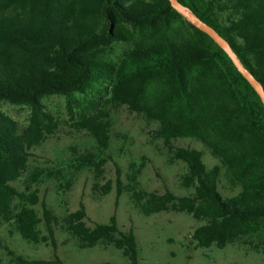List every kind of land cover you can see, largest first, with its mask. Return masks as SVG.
Segmentation results:
<instances>
[{
    "label": "trees",
    "instance_id": "trees-1",
    "mask_svg": "<svg viewBox=\"0 0 264 264\" xmlns=\"http://www.w3.org/2000/svg\"><path fill=\"white\" fill-rule=\"evenodd\" d=\"M179 1L228 40L264 86V0ZM56 94L65 97V120L45 101ZM4 102L28 105V123L8 114ZM121 106L158 124L153 137L187 164L181 184L190 192L140 191L139 170L125 186L118 169V197L131 192L145 215L190 214L200 222L191 235L196 247L225 248L242 239L264 255V102L226 50L170 0H0V222L39 243L48 240L41 236L44 220L55 243L57 219L37 185L44 174L63 190L82 170L103 178L112 158L111 110ZM63 130L88 131L97 149L78 153L69 176L61 168L38 170L20 190L15 182L28 172L32 149ZM179 138L201 141L220 163L208 167L202 150L175 146ZM223 175L236 192L222 190ZM111 183L94 188L105 196ZM63 225L80 248L112 245L128 264H143L133 229H122L116 214L90 225L81 201ZM2 247L15 264H72L57 254L29 259Z\"/></svg>",
    "mask_w": 264,
    "mask_h": 264
},
{
    "label": "rangeland",
    "instance_id": "rangeland-1",
    "mask_svg": "<svg viewBox=\"0 0 264 264\" xmlns=\"http://www.w3.org/2000/svg\"><path fill=\"white\" fill-rule=\"evenodd\" d=\"M45 101L58 118H68L63 95H52ZM3 109L19 123H28L31 112L28 105L4 102ZM111 121L113 129L110 146L106 152L112 158L105 164L103 178L96 180L92 171L82 170L76 174L71 189L63 190L55 176L44 174L37 185L41 199L47 202L53 217L57 219L54 224L55 243L49 236L44 220L40 224L41 236L48 237V240L39 243L25 240L12 225L1 221L0 264H15L3 245L29 259H51L57 254L65 262L72 264L103 261L128 264L129 258L112 245L100 244L93 248H80L77 239L66 231L63 218L69 212L77 210L81 201L86 205L90 225H93L94 221L108 222L110 217L116 214L122 229H133L143 264H264V255L247 247L242 239L225 248L196 247L191 235L200 222L190 214L165 211L145 215L131 192L124 191L118 197V169L125 186L131 184L130 175L133 171L139 170L137 188L140 191H158L162 194L169 189L182 195L190 190L181 184L187 164L182 160H174L163 141L153 137L158 126L156 122L147 120L137 112L129 111L126 106L112 109ZM175 146H191L202 150L204 162L208 167L220 163L199 140L179 138L175 141ZM96 149V140L86 130L58 132L32 149L29 170L15 185L24 190L26 179L42 169L47 173L56 172L61 168L62 172H68L66 176H69V165L73 158L78 153ZM108 181L112 182V191L102 196L95 190L94 185L96 182L104 185ZM221 186L226 194L237 191L229 188V182L224 175ZM35 208L43 218L42 204L39 203Z\"/></svg>",
    "mask_w": 264,
    "mask_h": 264
},
{
    "label": "water",
    "instance_id": "water-1",
    "mask_svg": "<svg viewBox=\"0 0 264 264\" xmlns=\"http://www.w3.org/2000/svg\"><path fill=\"white\" fill-rule=\"evenodd\" d=\"M172 6L179 11L185 19L193 23L195 26L200 28L201 30L207 32L215 41L226 50L229 56L232 58L233 62L237 66V68L241 71V73L249 80V82L253 85L256 91L261 96L264 102V86L263 84L254 76V74L243 64L242 60L233 49L231 44L226 40L216 28L212 25L205 22L201 19L192 8L189 6L184 5L179 0H170Z\"/></svg>",
    "mask_w": 264,
    "mask_h": 264
}]
</instances>
